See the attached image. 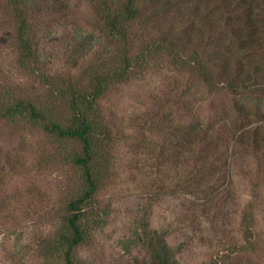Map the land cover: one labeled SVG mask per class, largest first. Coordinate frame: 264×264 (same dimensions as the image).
<instances>
[{"label": "trees", "instance_id": "16d2710c", "mask_svg": "<svg viewBox=\"0 0 264 264\" xmlns=\"http://www.w3.org/2000/svg\"><path fill=\"white\" fill-rule=\"evenodd\" d=\"M47 1L0 0L12 20L10 30L0 22V43L13 40L19 68L37 78L36 89L51 98L40 103L28 94H10L0 101V122L37 126L49 137L79 148L69 165L79 172L82 189L66 203L56 234L61 264H84L76 250L87 239L90 221L99 219L93 202L107 170L101 152L111 140L101 102L111 89L130 83L149 62L162 58L176 72H188L196 90L177 93L175 110L169 112L176 118L165 128L169 146L151 157L173 169L175 180L154 183L148 201L165 193L189 195V226L201 227L209 234V246L215 244L218 250L210 264L263 259L259 212L264 206V0H95L98 40L115 51L102 47L101 54L108 57L84 86L69 76L65 85L57 84L39 68L35 28L48 13ZM63 2L59 5L65 12L69 2ZM57 103L65 106L66 123L53 112L52 104ZM232 203L238 207L233 240L225 232L224 212ZM151 207L150 202L142 207L139 226L127 244L142 250L141 264H182L167 232L152 227Z\"/></svg>", "mask_w": 264, "mask_h": 264}, {"label": "rangeland", "instance_id": "374dc122", "mask_svg": "<svg viewBox=\"0 0 264 264\" xmlns=\"http://www.w3.org/2000/svg\"><path fill=\"white\" fill-rule=\"evenodd\" d=\"M67 1L65 12L59 5L61 0L46 3L48 13L35 28L38 65L57 84L65 85L69 76L71 82L84 86L108 57L101 54L102 47L110 53L115 49L98 40L96 1ZM10 15L9 8L0 4V22H6L8 30L12 26ZM75 35L78 40H74ZM87 35H93L94 40H83ZM17 59L13 40L0 43V101L10 94H28L37 102H49L50 95L36 89L38 79L19 68ZM191 83L188 72H176L166 59H154L130 83L111 89L101 102L111 140L101 152L107 170L93 202L99 219L96 217L95 224L90 221L87 239L76 250L84 264H134L135 260L141 264L142 250L128 245L127 240L139 226L142 207L148 202L153 210L152 227L167 232L169 244L179 249L177 258L182 264H210L216 259L215 244L209 246L205 240L209 234L202 233L198 225L189 226L193 207L189 195L165 193L154 201L146 197L154 183L175 180L173 169H165L151 157L155 159L169 146L165 128L176 118V113L169 112L175 110L177 93L193 94L196 88ZM52 106L53 112L60 114L58 120L66 123L64 104L57 103L58 109ZM78 152L77 144L49 137L37 126L0 122V264H61L56 234L62 227L66 203L82 189L79 172L69 165L70 157ZM237 208L232 203L224 210L228 216L225 232L232 240ZM259 224L263 244L264 206ZM245 263L242 260L241 264ZM253 263L264 264V258L247 264Z\"/></svg>", "mask_w": 264, "mask_h": 264}]
</instances>
